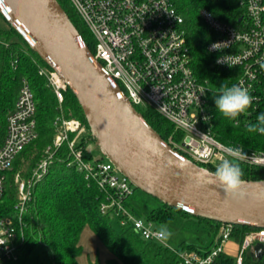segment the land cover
<instances>
[{
  "label": "built area",
  "instance_id": "obj_1",
  "mask_svg": "<svg viewBox=\"0 0 264 264\" xmlns=\"http://www.w3.org/2000/svg\"><path fill=\"white\" fill-rule=\"evenodd\" d=\"M69 1L94 37L92 58L104 66L112 81L120 86L121 93L137 110L139 106L151 107L183 132L180 141L170 137L168 142L174 148L196 162L205 163H219L228 157L229 150L239 151V160L264 166V151L246 150L240 144L226 143L214 135L211 87L195 72L184 16L173 0ZM239 4L242 11L239 24L225 21L206 8L200 13L214 33L207 44L208 51L215 55L213 62L237 68L235 83L252 97L247 110L234 118L236 124L247 125L250 117L264 110V0H240ZM213 44L217 48L211 47ZM39 73L46 77L59 100L61 114L55 121L58 130L31 175L16 174L18 199L14 210L17 215L0 217V264H10L19 258L24 235L23 214L28 210L35 184L49 172L54 155L64 142L69 147L68 165L83 170L87 178L95 180L107 193L101 211L115 208L126 215L123 223L130 221L144 238L165 244L164 232L154 227V221L134 214L125 205V200L135 192L136 185L131 179L110 159L87 157L86 127L62 104L69 84L53 68L39 65ZM36 113L34 91L30 82L23 79L7 115L6 128L3 130L0 124V200L14 159L38 136ZM232 229V223H223L209 250H176L184 263L212 264L220 252H226ZM256 242L264 243V227L244 236L235 255L236 264H246L244 252Z\"/></svg>",
  "mask_w": 264,
  "mask_h": 264
},
{
  "label": "trees",
  "instance_id": "obj_2",
  "mask_svg": "<svg viewBox=\"0 0 264 264\" xmlns=\"http://www.w3.org/2000/svg\"><path fill=\"white\" fill-rule=\"evenodd\" d=\"M59 1L78 27L87 45L94 51V37L72 3L69 0ZM173 1L184 16V27L195 72L199 79L211 87L209 96L214 135L226 143L240 144L246 150L264 151V135L249 131L248 124H236L234 118L220 115L213 99L212 89L223 80L235 83L239 71L237 68L219 66L213 62L215 55L208 51L207 44L214 38V33L205 23L200 10L206 8L225 21L239 24L242 13L240 0ZM39 65L51 68L15 28L9 25L0 26V124L4 130L7 115L14 106L22 81L27 79L37 102L38 130V136L21 150L7 172L4 195L0 200V217L17 215L14 205L18 199V185L14 183V172L23 167L22 176H30L58 130L55 121L61 114L59 100L48 85L46 77L39 73ZM62 104L67 112L71 111L81 120L86 127V135H92L82 107L70 86L65 91ZM146 108L139 110L164 139L169 141L173 136L176 141L181 140L182 131L175 129L168 119L153 108ZM255 119L256 115L250 117V123L255 122ZM70 135L73 136L74 132ZM68 153V143L64 142L57 149L49 172L35 184L28 210L23 214L24 235L19 258L10 264H82L79 261L83 251L80 240L86 226L96 233L111 253L104 262L96 258L89 264H187L183 262L177 250L188 248L203 251L202 249L209 250L213 246L223 222L197 216L159 198V205L150 209L147 219L168 222L176 218V213L184 216L194 215L207 225L209 233L213 235L211 242L203 248L202 245L182 241L179 246L172 248L161 241L144 238L130 221L122 222L126 215L115 208L101 211L100 206L102 201L107 200V193L95 180L87 178L83 170L76 165H68ZM198 163L215 172L217 163ZM239 164L243 170L242 178H264V166L251 165L241 160ZM134 194L135 192L131 196ZM125 205L131 212L139 215L140 211L131 203L130 198L125 200ZM259 228L261 227L254 224H233L231 238L242 243L248 232ZM243 258L246 264H264V251L259 255L252 248H248ZM212 264H236V257L223 251L216 256Z\"/></svg>",
  "mask_w": 264,
  "mask_h": 264
},
{
  "label": "water",
  "instance_id": "obj_3",
  "mask_svg": "<svg viewBox=\"0 0 264 264\" xmlns=\"http://www.w3.org/2000/svg\"><path fill=\"white\" fill-rule=\"evenodd\" d=\"M0 13L74 90L104 155L139 188L197 216L264 227V178L224 191L214 171L174 148L92 58L59 0H0ZM264 243L255 252L261 255Z\"/></svg>",
  "mask_w": 264,
  "mask_h": 264
},
{
  "label": "rangeland",
  "instance_id": "obj_4",
  "mask_svg": "<svg viewBox=\"0 0 264 264\" xmlns=\"http://www.w3.org/2000/svg\"><path fill=\"white\" fill-rule=\"evenodd\" d=\"M0 26L7 27L8 22L5 17L0 13ZM147 106H139V109L146 110ZM85 149L87 156L94 160L96 158L104 157V160H108V157L104 155L101 150L98 140L90 135L85 143ZM25 162V161H24ZM23 167H20L14 172V183L16 184V174L20 172L22 175ZM18 171V172H17ZM131 203L140 211V217L147 219L151 208L159 205V199L154 195L146 192L145 190L137 187L135 194L130 197ZM177 216L173 221L168 222H153L154 227L164 232V242L166 245L175 248L180 245L182 241L186 243H194L198 246L205 248L212 240L213 235L209 233L207 225L200 221L194 215L184 216L180 213H176ZM81 244L83 251L79 256V261L82 264H89L96 258H100L101 261L111 255L107 247L102 243L96 233L86 226L81 234Z\"/></svg>",
  "mask_w": 264,
  "mask_h": 264
},
{
  "label": "clouds",
  "instance_id": "obj_5",
  "mask_svg": "<svg viewBox=\"0 0 264 264\" xmlns=\"http://www.w3.org/2000/svg\"><path fill=\"white\" fill-rule=\"evenodd\" d=\"M217 48L216 44L211 45ZM218 60H224L218 57ZM213 99L216 111L227 118H236L244 113L249 107L252 97L248 91L238 83L221 81L213 90ZM251 132L264 135V110L256 114L255 122L248 124ZM240 152L228 151V157L221 159L215 166V177L223 187L224 191L235 196L240 192L243 183V170L239 164Z\"/></svg>",
  "mask_w": 264,
  "mask_h": 264
},
{
  "label": "crops",
  "instance_id": "obj_6",
  "mask_svg": "<svg viewBox=\"0 0 264 264\" xmlns=\"http://www.w3.org/2000/svg\"><path fill=\"white\" fill-rule=\"evenodd\" d=\"M9 25V24H8ZM258 242H256L254 244V247L252 248V250H255V246ZM240 246V243L237 242L236 240H234L233 238H231L227 243H226V246H225V250L227 253L229 254H232V255H236L237 251H238V248Z\"/></svg>",
  "mask_w": 264,
  "mask_h": 264
}]
</instances>
